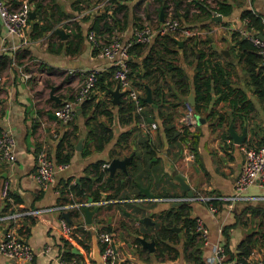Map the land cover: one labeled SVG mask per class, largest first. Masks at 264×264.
Returning a JSON list of instances; mask_svg holds the SVG:
<instances>
[{
  "label": "crops",
  "instance_id": "1",
  "mask_svg": "<svg viewBox=\"0 0 264 264\" xmlns=\"http://www.w3.org/2000/svg\"><path fill=\"white\" fill-rule=\"evenodd\" d=\"M35 1H41L45 5L47 3L59 4L66 14V17L60 23L79 20L85 14H95L105 2V0H94L92 4H89L91 5L90 7L88 6L87 9L78 11L77 0H33V3ZM230 1L233 4L230 15L225 16L214 12L208 20L204 19L193 23V26H197L190 29L206 39L207 44L213 49L223 54L222 63L231 62L232 65L227 66L232 71L229 78L230 84L232 86H241L245 90L248 99L254 105V109L251 112L244 113L241 117L242 119L239 117L235 119V122L232 123L233 128L237 133H241L243 127H246L244 141V139L251 136V129L255 127L256 137L253 136L255 138L253 142H258L262 137V143L264 144V98L258 97L253 87L246 83L247 76L242 63L238 62V58L234 55V50H229L232 44L231 32L238 30L241 34L240 30L244 26L241 18V13L244 9H252L260 13L264 27V0ZM122 3H125L126 7L117 12L116 15L123 17V13H125L127 15L126 23L116 33L121 41L127 42L132 39L136 28L132 15L134 13L138 14L139 7L142 8L145 4H153L152 0H142L141 2L137 0H122ZM166 13L169 15L172 10L167 9ZM217 14H220L221 17L214 20L212 16ZM177 15H180V10L177 11ZM148 17H151V14H145V18ZM92 21H94L93 16L83 22L82 32L84 38L81 42L80 50L75 54H69L65 51L64 46L65 41L69 37L66 28H64L67 33L66 38H61L54 29L55 34H52L51 30H47L42 35L33 37L30 23L28 22L24 30V36L20 37L7 33L0 20V54L11 57L10 63L0 71V129H9L14 135L16 155L14 161L0 162V185L3 178L8 177L10 179L11 193L15 202H17L16 207L18 208H43L61 202L63 197L60 193H57L56 187L59 185L58 188H62V182H60L62 177L71 178L69 182L72 183V186L77 184L79 188L86 189L87 178L92 175V172L90 173V164L99 159L110 161L115 157H110L111 151L115 148L117 135L126 128V125L115 126L113 137L103 150H92L89 154L82 155L83 135L85 133L84 117L87 113L82 115L78 104L73 119L68 123L59 122L53 114V110L57 105L74 96L88 70L97 69L101 73H106L111 66L109 60L87 39V29ZM203 24H208V26L200 27ZM247 30L251 31L250 28H247ZM98 35L100 40L108 38L107 33ZM173 35L175 39L182 42L186 38L180 32L173 33ZM222 50L228 51V55H225ZM179 58L187 73L192 75L193 66L191 64L188 65L181 54ZM230 58H233L234 62L230 61ZM29 64L32 65V68ZM32 73H37L38 75L32 76ZM110 78L109 76L107 77L108 80ZM51 87L55 88L53 94L59 100L50 96ZM116 88L119 89L117 84L114 83L113 91ZM119 92L121 93L120 89ZM104 93L101 88L94 90L97 98H103ZM112 104L117 105L113 102ZM214 107L220 111H229L227 102L223 100L217 102ZM184 111L183 107L178 109L174 115V121L178 127L181 126V118ZM100 118L104 119L103 117ZM204 119L203 123H197L192 128V131L199 135L195 156L186 146H184L180 153L181 155L178 157L173 156L172 151L166 152L164 149L157 152V156L161 157L162 166V172L157 174H162L168 180L167 183H172L170 192L181 195L184 193L182 197H186V194L173 177L176 172L186 179L195 195L229 194L233 191L234 181L243 160V141L240 144L233 142L228 131L229 124L224 127H217L213 118ZM75 125L76 129H74ZM157 128L158 126L152 132L155 138L158 133ZM64 131L71 133V135L75 132L80 137L75 140L74 152L68 167L63 171H57L54 181L43 186L34 176L36 152L40 149H45L53 158L57 140ZM79 140L82 141L81 148L76 149V144ZM132 148L134 149L135 147L132 146ZM153 182H151V187H149L150 190L155 194H160L158 189L152 190L154 188L152 186ZM249 192L264 194V187L257 188L252 186L249 188ZM102 193L107 196L108 192L99 191L98 200H95L92 196L93 201L88 205L93 208L99 204V209L92 216V224L95 225L94 231L96 234L99 230H106V227L115 233L122 257L121 262L130 264H228L232 258H253L257 256L264 258V198L247 202H236L232 209L227 207V203L218 201L214 205L216 210L213 212L209 209L211 203L200 199H184L185 201L175 206L171 205L173 201L168 200L161 194L162 199L144 200L138 198L126 200L135 201V204L144 210V214L140 215L134 214L131 208L118 209L114 204L111 207H107V203L113 201H108L106 198L107 201L101 202ZM87 196H89L87 193L83 197L76 194V190L73 188V198L77 201L87 200ZM2 206L0 199V210H2ZM170 207H172L171 211H176V209L180 211L184 208L183 214H187L188 217L194 219L200 218L207 227L208 232L205 237H201L194 230L197 233L194 244L192 246L185 245L186 228L183 226L184 222L178 219L173 224H170L171 226L164 222L177 235L175 243H171L177 249L178 254L175 258L170 257L167 253L164 257H156L154 255L155 242L154 249L149 250L141 245L138 237L155 241V237L152 234L156 228L160 229L158 213ZM104 210L114 211L113 217L107 216L106 218L103 217L102 221L98 220L97 215H100ZM74 212L70 211V216L73 214L74 221L84 219L80 209L76 211L75 215ZM60 216L61 213L58 211H45L24 219L23 226L21 225L18 228V232L33 248L34 258L32 261L27 262L9 259L0 255V264H56L54 255L62 245L59 226ZM143 216H148L149 220L145 222L138 221ZM182 217H185V215H182ZM95 219L99 222L95 221ZM151 221H154V223L152 224ZM6 227V222H0V238L3 237ZM142 232H146L147 236H144ZM137 241L140 243L139 246L136 244ZM241 241L249 244V254L239 255L241 252L239 246ZM90 244L92 248V239ZM98 246H100L99 243ZM215 246H221L222 257L220 260H214L213 263H209L208 259L212 256ZM192 250L194 252L191 253ZM89 254L92 258V264H96L91 255V250Z\"/></svg>",
  "mask_w": 264,
  "mask_h": 264
},
{
  "label": "trees",
  "instance_id": "2",
  "mask_svg": "<svg viewBox=\"0 0 264 264\" xmlns=\"http://www.w3.org/2000/svg\"><path fill=\"white\" fill-rule=\"evenodd\" d=\"M13 6L19 4V0H8ZM94 0H77V10L82 11L91 6ZM100 1V0H96ZM107 2L95 14L82 15L79 20L60 23L66 17L61 6L57 3L43 4L41 1L28 0L31 9L35 15L29 19L31 35L37 37L45 31L51 30L55 34V27L66 28L69 37L64 43L65 51L69 54H75L80 50L81 42L84 38L82 25L87 19L94 17L87 29L94 31L97 36L98 44L94 45L100 51L103 44L109 41L111 36H117V31L121 26H125L126 14L123 17L116 15L117 12L126 7L122 0H106ZM141 2L142 0H137ZM157 13V23L160 22V11L163 18H166L167 9L172 10V18H176L180 25L193 28V23L208 20L214 12L228 16L232 12L233 4L230 0H152ZM180 10V15L177 11ZM134 26L142 25L141 17L135 13L132 15ZM123 18V19H122ZM241 18H247L246 28L252 31L260 32L263 28L262 16L252 9H244ZM122 19V20H121ZM150 20L151 17L146 18ZM208 26L203 24L200 27ZM107 33L106 40L99 39L98 34ZM86 36V35H85ZM232 44L229 50H234L235 57L241 62L246 73V83L253 87L258 97L264 98V71L261 65V58L254 45L238 30L231 32ZM95 49V50H97ZM180 54L188 65L193 66L192 75H189L186 69L180 63ZM223 54L213 49L207 44V40L199 35L188 36L181 45L175 39L172 33H157L150 43L131 42L128 47L129 78L133 87L139 91L140 104L143 105L142 111H136L131 101L120 96V103L112 104V91L114 88V79L112 78L113 67L110 66L106 73L98 71L95 89L104 90V97L97 98L94 90L90 97L79 104L81 114L87 113L84 117L85 133L83 135L82 155L89 154L92 150L101 151L113 137L116 125H126V128L119 132L115 141V148L111 151L110 157H125L132 154L126 170L118 169L111 179L107 182L108 169L104 166L109 160L99 159L90 164L92 175L87 178L85 188H79L77 184L72 187L76 194L84 196L86 193L93 196L95 200L99 198V191H107L108 200H117L107 203V207L112 204L116 208H131L134 214H144V210L135 201H120L126 196L132 199L143 198L144 194L140 187L149 185L153 182L152 190L158 189L163 197H182L184 193L178 194L170 192L172 183L168 182L162 174L161 157L157 152L164 149L166 152L172 151L175 157L180 156L184 146H186L195 156L197 149L198 134L191 131L186 124L177 126L174 121V115L178 109H182L186 104V97L190 92L195 94V102L192 110L195 114L209 120L213 118L217 127L226 126L229 122L234 123L237 117L241 118L244 113L251 112L254 105L248 99L245 90L240 86H232L229 80L231 70L227 66L231 62L222 63ZM11 61V57L0 54V71L3 70ZM225 64V65H224ZM111 77L109 80L107 77ZM150 91L151 102L144 100L147 91ZM217 96V97H214ZM223 100L227 102L229 111H220L214 106L217 102ZM58 106V105H57ZM56 106V107H57ZM103 117L104 119H101ZM151 119L157 123L158 130L156 138L150 132L143 131L138 123L140 120L148 121ZM242 119V118H241ZM71 122V121H69ZM214 123H212L214 125ZM241 125H243L241 123ZM76 125L74 129H76ZM73 136V137H71ZM229 137V135L227 134ZM256 129L252 127L251 136L244 139L243 145L263 144L261 137L258 142L255 141ZM80 135L75 132L71 135L69 132H63L57 140L53 153L55 162H68L71 160L74 152L75 140ZM132 146L135 148L133 149ZM154 158H156L154 160ZM170 178V176H169ZM71 178L60 180L64 186ZM63 193L62 188L60 189ZM218 201L211 200L212 205ZM172 207L158 213L160 237H155V256L164 257L167 253L175 258L178 254L173 243L177 240V235L171 230L170 224L185 215L183 226L186 230L185 245L192 246L196 239L194 231L195 219L183 214V209L171 211ZM164 222H167L166 225ZM23 226V225H22ZM106 230H109L106 227ZM94 231L79 229V237L74 238L76 245L84 247L83 252L75 253L72 250H66V256H77L82 260L92 261L89 252L91 250V239ZM147 236L146 232H142ZM69 239H63L62 243L68 246ZM139 246V242L136 243ZM239 255L250 253V246L245 241L239 244ZM194 250L191 251V253ZM120 264H130L121 262Z\"/></svg>",
  "mask_w": 264,
  "mask_h": 264
},
{
  "label": "built area",
  "instance_id": "3",
  "mask_svg": "<svg viewBox=\"0 0 264 264\" xmlns=\"http://www.w3.org/2000/svg\"><path fill=\"white\" fill-rule=\"evenodd\" d=\"M19 4L13 6L8 0H0V20L2 21L6 32L9 34L24 36V30L28 25L30 19V4L28 0H19ZM107 1L102 4L104 5ZM247 18H243L244 26L241 34L244 35L256 48L257 53L261 58V64L264 71V27L260 32L250 31L246 28ZM182 33L183 36L188 37L197 35V32L192 31L188 27L180 25L176 18L166 17L163 21L157 23L155 27H151L147 23H143L140 27L135 28L133 37L127 42L121 41L118 36H111L108 42L103 44L100 48L101 54L109 60L113 67L112 78L119 87L123 98L131 101L140 112L143 105L140 104L139 91L132 86L129 78L128 47L131 42L150 43L157 33ZM87 39L93 44L97 45V36L94 31H88ZM98 77V70L91 69L85 73V76L80 84L79 89L74 96L62 102L54 108L53 114L61 123H68L71 121L76 113L78 104L90 97L94 90ZM184 113L181 118V125H188L189 129L197 124L195 113L192 106L186 102L184 106ZM139 127L146 132L152 133L157 124L154 121L140 120ZM15 138L9 129H0V162L14 161L15 155ZM243 160L240 170L235 178L233 191L229 194L222 195H195L196 199L210 202L211 200L221 201L227 203V207L232 209L236 202L253 201L254 199H263L262 193H251L249 188L255 186L257 188L264 187V144L260 145H243ZM68 162H55L51 155L45 150L40 149L36 152V164L34 176L36 180L43 186L54 181L55 173L63 171L68 167ZM105 163L104 166H107ZM59 187V185H58ZM56 187L57 193L63 197L61 202L43 208L30 207L18 208L17 202L11 193V182L8 177L1 181L0 185V199L2 203V210H0V222H6L7 227L2 238H0V255L9 259L21 260L30 262L34 258V250L28 242H26L18 232V228L23 224V220L35 216L36 214L45 211H58L59 213L69 211V219L60 216L59 226L61 236L63 239H69L68 246L62 243L58 252L54 255L56 264H92V261L82 260L77 256H66L65 251L76 249L80 253L85 249L82 245H76L74 238L79 237V229L95 230V225L88 224L82 218L79 221H74L73 214L70 216V211L80 209V206L89 205L91 202L87 200L77 201L73 198V187L71 182L62 185L63 193ZM170 201L183 200L186 197H168ZM216 207L210 204V211H215ZM194 230L201 236L207 235V227L200 218L195 219ZM97 238L100 243L101 258L103 264H119L122 261L120 250L117 244V236L113 231L99 230ZM77 239V238H76ZM90 255V254H89ZM222 257L221 246H215L212 256L208 259L209 263L214 260H220ZM92 259V258H91ZM228 264H264V258L261 257H242L232 258Z\"/></svg>",
  "mask_w": 264,
  "mask_h": 264
},
{
  "label": "water",
  "instance_id": "4",
  "mask_svg": "<svg viewBox=\"0 0 264 264\" xmlns=\"http://www.w3.org/2000/svg\"><path fill=\"white\" fill-rule=\"evenodd\" d=\"M30 18H33L34 16V10L31 9L30 10V14H29ZM221 15L220 14H217V15H213L212 18L214 20L216 19H220ZM160 21H163V16H162V13L160 14ZM55 32L61 37V38H66L67 37V33L65 32L64 28L62 27H55ZM210 39V38H209ZM177 40V39H176ZM179 45H181L182 41H179ZM223 53L225 55H228V51H224L222 50ZM230 61L234 62V59L233 58H230ZM227 82H229V80L227 79ZM54 87H51L50 89V96H52V98H55L56 100H59L58 97H56L53 92H54ZM120 92H119V89L116 88L114 91H112V95H113V99H112V102L115 103V104H118L120 102ZM144 100L148 103L151 102V97H150V91L148 90L146 95L144 96ZM186 101L191 105L193 106L194 105V102H195V94L194 92H190L188 94V96L186 97ZM55 116V115H54ZM195 117H196V120H197V123L198 124H201L205 121L204 117H201L200 115L198 114H195ZM149 121H152L151 119H149ZM228 131H229V135L230 137L232 138L233 142L234 143H237V144H240L242 141H243V138L245 137L246 135V127H243L242 129V132L241 133H237L235 131V129L233 128V124L232 122L229 123L228 125ZM81 144H82V141L79 140L76 144V149H80L81 148ZM132 154L128 155V156H125L123 158H117V157H114L112 158L109 162H108V165L106 166L108 171H109V175H108V178L107 180H110L111 177L113 176V174L115 173V170L116 169H122L123 171L126 170V166L127 164L130 162L131 158H132ZM174 179L177 180V182L179 183L181 189L185 192L186 194V199L185 200H196L195 198V194H194V191L191 189L190 187V184L186 181V179L178 172H176L174 175H173ZM141 191L143 192L144 194V197L142 199L144 200H149V199H162V197L160 196V194H155L153 193L150 188H149V185L148 186H145V187H141ZM140 199V200H142ZM126 200H132L131 197H128L126 196L125 199L123 200H120V201H126ZM184 199L183 200H175L171 203V205H178V204H181L182 201H185ZM87 201L89 202H92L93 199H92V196H87ZM107 201L106 200V195L104 193H102V200L101 202H105ZM109 201V200H108ZM113 202H116L117 200H112ZM99 209V204L95 205L93 208H90V206L88 205H83V206H80V210L82 211V214H83V217H84V221L88 224H90L92 222V216L93 214ZM69 211H64V212H61V216L64 217L65 219H67L68 221H70L69 219ZM149 220V217L148 216H143L141 218L138 219V221H147ZM138 240L139 242L141 243V245L143 247H147L149 250H153L154 249V240H147L145 239L144 237H138ZM73 252L75 253H78V250L76 249H73L72 250ZM91 255L95 261L96 264H103V261H102V258H101V250H100V247L98 246V243H97V240L94 236V234H92V248H91Z\"/></svg>",
  "mask_w": 264,
  "mask_h": 264
},
{
  "label": "rangeland",
  "instance_id": "5",
  "mask_svg": "<svg viewBox=\"0 0 264 264\" xmlns=\"http://www.w3.org/2000/svg\"><path fill=\"white\" fill-rule=\"evenodd\" d=\"M211 2L213 1V0H210ZM140 8V10L137 12L138 14V16H140L141 17V22H142V24L143 23H147V24H149L151 27H155L156 25H157V13L155 12V10H154V5H147V4H145L142 8L141 7H139ZM147 13H149V14H151V19L150 20H147L146 18H145V14H147ZM162 13V11H160V14ZM140 14V15H139ZM167 14V13H166ZM171 15H172V13L171 14H167L166 15V17H171ZM30 65V64H29ZM31 66V68H32V65H30ZM32 76L33 75H38L37 73H32L31 74ZM113 214H114V211H112V210H104V211H102L101 212V214L100 215H97V219L99 220H101V219H103V217L104 218H106L107 216H112L113 217ZM97 219H95V221H97V222H99ZM76 220V219H75ZM102 221V220H101ZM77 222V221H76ZM178 225V224H177ZM177 227V226H176ZM94 231V230H93ZM93 234H94V236H95V238H96V240H97V243H98V239H97V234H96V232L94 231L93 232ZM119 235V234H118ZM120 236V235H119Z\"/></svg>",
  "mask_w": 264,
  "mask_h": 264
},
{
  "label": "flooded vegetation",
  "instance_id": "6",
  "mask_svg": "<svg viewBox=\"0 0 264 264\" xmlns=\"http://www.w3.org/2000/svg\"><path fill=\"white\" fill-rule=\"evenodd\" d=\"M132 200H133V199H132ZM180 219L184 222L185 217H182V216H181ZM151 222H152V224L154 223V221H151ZM136 224H137V223H136ZM157 230H158V228H156V229L153 231V234H152V235H153L154 237H160V235H159V233H158ZM98 243H99V241H98ZM99 245H100V243H99ZM99 247H100V246H99ZM100 249H101V248H100Z\"/></svg>",
  "mask_w": 264,
  "mask_h": 264
}]
</instances>
